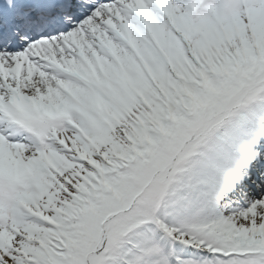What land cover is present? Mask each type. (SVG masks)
Wrapping results in <instances>:
<instances>
[{
  "label": "snow or ice",
  "instance_id": "1",
  "mask_svg": "<svg viewBox=\"0 0 264 264\" xmlns=\"http://www.w3.org/2000/svg\"><path fill=\"white\" fill-rule=\"evenodd\" d=\"M0 264H264V0H0Z\"/></svg>",
  "mask_w": 264,
  "mask_h": 264
}]
</instances>
